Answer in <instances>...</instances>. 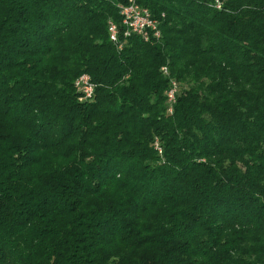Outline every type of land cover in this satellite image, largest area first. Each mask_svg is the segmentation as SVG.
I'll return each instance as SVG.
<instances>
[{
    "label": "trees",
    "instance_id": "16d2710c",
    "mask_svg": "<svg viewBox=\"0 0 264 264\" xmlns=\"http://www.w3.org/2000/svg\"><path fill=\"white\" fill-rule=\"evenodd\" d=\"M127 4L0 0V264H264V0Z\"/></svg>",
    "mask_w": 264,
    "mask_h": 264
},
{
    "label": "built area",
    "instance_id": "2783aa9c",
    "mask_svg": "<svg viewBox=\"0 0 264 264\" xmlns=\"http://www.w3.org/2000/svg\"><path fill=\"white\" fill-rule=\"evenodd\" d=\"M226 0H210V5L216 10L224 8ZM122 17V34L125 38L138 36L145 42H151L161 38L160 20L155 18L147 8L138 4V0H129V4L119 7ZM109 37L111 41L122 48L120 43V27L113 21L108 25ZM163 72L168 74V69L163 68ZM81 102L92 101L95 95L96 85L91 81L89 75H81L75 82ZM179 92L178 84L174 79L170 80V87L166 92L169 103V112L172 113L176 96ZM158 147V145H157ZM160 149V148H159ZM161 152V150H160Z\"/></svg>",
    "mask_w": 264,
    "mask_h": 264
}]
</instances>
